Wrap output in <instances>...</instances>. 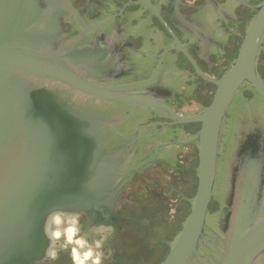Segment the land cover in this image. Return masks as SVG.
<instances>
[{
	"label": "flooded vegetation",
	"instance_id": "flooded-vegetation-1",
	"mask_svg": "<svg viewBox=\"0 0 264 264\" xmlns=\"http://www.w3.org/2000/svg\"><path fill=\"white\" fill-rule=\"evenodd\" d=\"M263 1L71 0L70 15L60 18L59 36L82 55L85 79L113 93L100 107L114 114L130 154L133 175L118 198L121 219L106 242L105 264H161L170 254L198 189L202 124L192 119L211 104ZM255 75L263 90L244 83L224 113L212 195L186 264H222L241 174L261 175L264 215V40ZM46 264L72 261L62 252ZM252 264H264V251Z\"/></svg>",
	"mask_w": 264,
	"mask_h": 264
},
{
	"label": "water",
	"instance_id": "water-1",
	"mask_svg": "<svg viewBox=\"0 0 264 264\" xmlns=\"http://www.w3.org/2000/svg\"><path fill=\"white\" fill-rule=\"evenodd\" d=\"M70 10L71 0H0V264H46L42 226L51 210L79 212L89 234L99 225L114 231L121 219L116 205L133 175L130 154L117 138L114 114L100 107L113 93L85 79L82 55L70 53V42L59 36L60 18ZM256 10L211 104L192 119L202 124L198 189L161 264H186L196 252L224 113L244 83L263 90L255 60L264 1ZM260 176L257 170L235 179L222 264H252L264 251Z\"/></svg>",
	"mask_w": 264,
	"mask_h": 264
},
{
	"label": "clouds",
	"instance_id": "clouds-1",
	"mask_svg": "<svg viewBox=\"0 0 264 264\" xmlns=\"http://www.w3.org/2000/svg\"><path fill=\"white\" fill-rule=\"evenodd\" d=\"M261 40H264V37H261ZM111 232V226L99 225L91 229V234L85 233L81 228L79 212L59 208L51 210L42 226V233L47 242L44 258L55 262L62 252H67L72 264H105L108 257L105 245Z\"/></svg>",
	"mask_w": 264,
	"mask_h": 264
}]
</instances>
